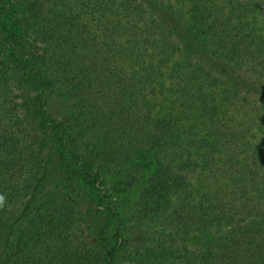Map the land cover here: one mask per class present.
Segmentation results:
<instances>
[{
    "label": "trees",
    "instance_id": "16d2710c",
    "mask_svg": "<svg viewBox=\"0 0 264 264\" xmlns=\"http://www.w3.org/2000/svg\"><path fill=\"white\" fill-rule=\"evenodd\" d=\"M0 264H264V0H0Z\"/></svg>",
    "mask_w": 264,
    "mask_h": 264
},
{
    "label": "rangeland",
    "instance_id": "374dc122",
    "mask_svg": "<svg viewBox=\"0 0 264 264\" xmlns=\"http://www.w3.org/2000/svg\"><path fill=\"white\" fill-rule=\"evenodd\" d=\"M225 70H227V69H225ZM56 108H57V106H53V109H52V110H56ZM52 113H54V112H52ZM54 158H56V160H57V156H55ZM56 165H57L58 167H60V164H59L58 161H56ZM55 167H56V166H55ZM95 208H96L95 205H91V211H92V213H94L93 210H94ZM93 221H94V224H97V223H98L99 227L101 226V222H100L99 220L94 219Z\"/></svg>",
    "mask_w": 264,
    "mask_h": 264
}]
</instances>
